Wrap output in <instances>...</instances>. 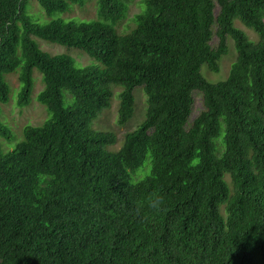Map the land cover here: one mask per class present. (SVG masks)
<instances>
[{"label":"trees","instance_id":"16d2710c","mask_svg":"<svg viewBox=\"0 0 264 264\" xmlns=\"http://www.w3.org/2000/svg\"><path fill=\"white\" fill-rule=\"evenodd\" d=\"M33 1L47 15L84 3ZM28 2L0 0V104L3 75L19 68L17 102L27 105L35 69L50 117L0 150V264H264V0H215V17L213 0H143L125 35L114 26L127 0H98L91 22L45 25ZM35 39L80 50L104 70L76 68ZM231 43L227 75L208 82ZM110 86L122 88L118 125L133 116L134 88L146 98L116 152L106 150L112 132L91 128ZM194 91L202 111L188 122ZM0 136L9 139L1 123ZM148 159L149 174L132 184Z\"/></svg>","mask_w":264,"mask_h":264},{"label":"rangeland","instance_id":"374dc122","mask_svg":"<svg viewBox=\"0 0 264 264\" xmlns=\"http://www.w3.org/2000/svg\"><path fill=\"white\" fill-rule=\"evenodd\" d=\"M128 10L123 20L117 22L114 26L118 35H125L134 27L133 19L139 14L143 8V0H127ZM214 1V16L217 15L219 8ZM82 6L69 4L67 9L63 12H54L47 15L44 10L33 0H29L27 4V14L32 21L45 25L51 20L74 21V22H91L97 18V2L98 0H83ZM236 25L243 29L247 34L251 35V31L245 29L243 26L236 23ZM253 37V36H251ZM37 47L40 51L54 55H65L73 60L76 68H93L103 71L104 67L91 59L88 55L80 50L68 48L56 44H49L44 41L35 39ZM210 46L217 45L216 37L210 40ZM229 45L228 55L223 57L220 61L219 72L216 74L208 73V79L205 77V67H202L201 74L207 79L208 82L222 80L228 73L230 64L234 60L235 53L233 52L232 43ZM16 56L21 57L20 47L17 48ZM18 71L16 68L12 73L3 75V80L9 87L8 101L0 104V123L5 126L9 131V139L0 136V150L3 153L11 151L15 146L23 140V129L25 127H39L50 117L47 109L38 102V95L43 90L44 84L42 76L35 69L31 70L32 88L29 94V102L27 105L20 107L17 102L18 92L21 84L18 81ZM210 79V80H209ZM111 98L109 106L103 109L97 118L92 123V130L112 132L115 136L116 142L113 146L106 147L109 152H116L122 145L123 136L133 131L138 124L142 121L145 112V95L141 87L133 89L134 97V111L132 118L124 125H118V108H119V95L122 91L120 86H110ZM62 100L64 106L72 103V97L66 91H62ZM202 111V103L200 93L194 91L192 93V106L191 112L188 117V122H191ZM150 171L149 159L134 173L130 174V181L132 184L138 182Z\"/></svg>","mask_w":264,"mask_h":264},{"label":"clouds","instance_id":"9594fccd","mask_svg":"<svg viewBox=\"0 0 264 264\" xmlns=\"http://www.w3.org/2000/svg\"><path fill=\"white\" fill-rule=\"evenodd\" d=\"M153 207H155V205H153Z\"/></svg>","mask_w":264,"mask_h":264},{"label":"water","instance_id":"95a60500","mask_svg":"<svg viewBox=\"0 0 264 264\" xmlns=\"http://www.w3.org/2000/svg\"><path fill=\"white\" fill-rule=\"evenodd\" d=\"M215 17V16H214Z\"/></svg>","mask_w":264,"mask_h":264}]
</instances>
